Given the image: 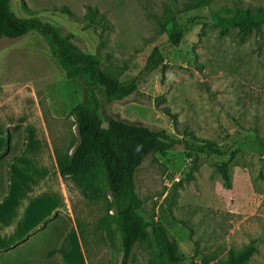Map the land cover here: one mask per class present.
<instances>
[{"label":"rangeland","instance_id":"obj_1","mask_svg":"<svg viewBox=\"0 0 264 264\" xmlns=\"http://www.w3.org/2000/svg\"><path fill=\"white\" fill-rule=\"evenodd\" d=\"M190 0H11L21 17L35 15L63 27L74 42L99 59L120 79L133 77L151 48L167 40L173 20L194 17L180 44L165 52L163 64L130 96L111 103L123 120L164 128L199 146L209 140L228 150L219 156L183 150L148 156L135 174L142 200L140 213L162 223L182 255L179 264H219L254 240L256 252L245 264H264V154L240 147L242 135H264V25L240 35L212 23L214 13L231 16L238 9L264 8V0H214L188 9ZM94 10L91 18L86 6ZM66 6L74 15L56 8ZM31 84L59 150L75 140L71 108L84 96L81 79L68 78L47 37L30 32L0 40V80ZM175 114L176 125L168 114ZM192 132V137L184 133ZM0 156V200L8 188L7 163L23 143V130ZM8 144V143H7ZM6 144V145H7ZM230 168L231 188L223 186L216 166ZM71 214H54L26 240L0 253V264H63L67 235L77 229L86 264H119V236L100 224L106 201L92 199L78 181L64 180ZM78 233V234H79ZM130 264H146L136 246Z\"/></svg>","mask_w":264,"mask_h":264},{"label":"trees","instance_id":"obj_2","mask_svg":"<svg viewBox=\"0 0 264 264\" xmlns=\"http://www.w3.org/2000/svg\"><path fill=\"white\" fill-rule=\"evenodd\" d=\"M213 1L190 0L187 7L203 8ZM56 10L74 15L66 6ZM94 10L86 6V14L91 18ZM195 21L194 17L184 23L173 20L170 29L166 30V42L151 48L136 75L120 79L107 70L95 55L82 50L74 42L73 34L66 32L62 26L35 15L18 16L11 9V0H0V40L17 39L30 32L47 37L65 75L81 79L84 84L83 99L70 111L74 119L75 140L64 150H59L53 144L54 158L63 180L74 179L90 198L106 201V214L100 224L108 234L116 233L119 236V264H130L136 246L145 251L146 264H179L183 260L177 242L171 238L165 226L153 217L147 219L140 213L142 200L136 191L135 174L145 158L165 156L175 150H183L187 157L194 151L219 156L228 153V150L219 148L209 140L195 146L188 139L180 138L164 128L123 120L110 110L111 103L136 92L139 85L163 64L166 50L178 46ZM212 23L220 32L232 27L240 35L258 33L264 25V8L258 7L253 11L238 9L228 17L214 13ZM168 116L176 125L175 114ZM184 133L190 137L193 135L187 129H184ZM234 143L264 154V135L257 131L254 135L239 136ZM9 149L7 144L0 156L7 154ZM17 153L10 156L7 167ZM216 170L223 186L231 188L229 166L221 163ZM68 247V243L64 247H53L48 255L62 254ZM255 252L254 240H250L241 249L230 252L227 259L219 264H245Z\"/></svg>","mask_w":264,"mask_h":264},{"label":"crops","instance_id":"obj_3","mask_svg":"<svg viewBox=\"0 0 264 264\" xmlns=\"http://www.w3.org/2000/svg\"><path fill=\"white\" fill-rule=\"evenodd\" d=\"M23 143L8 167V188L0 200V253L26 240L54 214H71L68 192L58 173L53 142L31 84L0 80V153L16 141ZM63 264H86L77 229L67 235Z\"/></svg>","mask_w":264,"mask_h":264}]
</instances>
